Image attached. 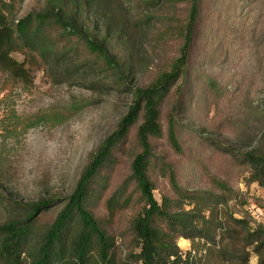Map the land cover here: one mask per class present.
I'll return each mask as SVG.
<instances>
[{
    "label": "rangeland",
    "instance_id": "obj_1",
    "mask_svg": "<svg viewBox=\"0 0 264 264\" xmlns=\"http://www.w3.org/2000/svg\"><path fill=\"white\" fill-rule=\"evenodd\" d=\"M123 1V6L114 9L116 18L112 16L115 28L125 20L114 48L133 68L123 80L114 69L93 67L82 46L72 51L70 62L78 72L71 78L63 73L65 66L56 68V81L42 70L35 71L31 86L10 82L4 89L0 78V171L19 199L56 198V206L40 217V227L55 218L91 156L127 114L134 89L169 70L180 56L178 37L157 34L165 26L176 29L187 18L189 0ZM262 2L258 0L254 10L248 11L247 0H201L190 83L174 115L181 150H175L168 139L176 98L173 91L163 107L162 135L152 140L150 174L155 198L159 203L169 200L171 210L193 212L212 238L177 239L183 257L189 254L196 264H220L221 250L235 251L241 246L221 240L218 222L245 218L249 231L264 229V187L249 181V168L238 157L250 144H264V102L257 91L264 84L263 69L258 72L259 64L264 65V44L260 61L252 38L242 29L261 14ZM44 3L23 0L18 14L40 10ZM260 24L264 33V20ZM13 57L23 60L19 53ZM208 79L222 87L217 111L207 101ZM239 81L254 85L236 92ZM136 133L134 129L95 179L88 200L89 209L115 239L119 264H138L140 250L132 225L145 201L130 179L132 161L141 151ZM6 214L0 205V222ZM257 261L252 254L249 264Z\"/></svg>",
    "mask_w": 264,
    "mask_h": 264
},
{
    "label": "trees",
    "instance_id": "obj_2",
    "mask_svg": "<svg viewBox=\"0 0 264 264\" xmlns=\"http://www.w3.org/2000/svg\"><path fill=\"white\" fill-rule=\"evenodd\" d=\"M22 1L0 0V78L3 79L4 89L10 82L31 86L37 70H42L56 81V68L60 66H65L63 73L71 78L76 70L70 62L73 60L72 51H78L81 46L87 50L88 61H92L93 67L114 69L121 80L132 73V66L119 58L114 49L125 23L123 20L121 26L115 28L114 9L123 6V0H45L42 9L19 16L17 8ZM247 1V10H254L258 0ZM189 2L187 18L176 29L165 26L157 34L178 37L181 40L180 56L169 70H162L151 82L134 89L133 102L127 114L91 156L73 192L61 202L64 204L51 223L40 227L38 222L44 212L56 206V198L35 202L19 199L12 195L11 183L0 171V205L7 212L6 218L0 222V264H119L114 250L115 239L89 209L88 200L92 195L93 182L102 174L116 151L124 146L134 129L141 151L132 161L130 179L145 201L143 211L134 218L132 225L140 248L136 256L138 264H196L189 254L183 257L177 239L205 237L211 241L208 230L200 226L193 212L171 210V202L167 199L159 203L150 174L154 151L152 140L162 135L163 107L172 91L176 98L169 115L168 139L175 150H181L174 115L177 104L186 97V88L190 83L189 64L203 11L201 0ZM260 10L261 14L254 17L246 28L248 20L242 29L252 38L254 53L261 56L262 61L264 33L259 27L264 20V2ZM14 53L22 55L23 60L13 57ZM125 69L128 71L125 72ZM260 69H263L264 80V65L259 64L258 72ZM253 85V82L244 85L239 81L235 89L240 92ZM221 88L212 79H208L205 85L207 101L214 105L216 111L220 108ZM257 91H260L264 102V84ZM238 157L249 168V181L264 187L262 141L250 144ZM4 193L9 196L5 197ZM117 203L119 201L116 200ZM216 225L221 231L222 241L230 240L234 246L241 245L232 249H237L235 251L221 250L220 264H249L252 254L258 257L257 264H264L263 228L249 231L245 218L226 219Z\"/></svg>",
    "mask_w": 264,
    "mask_h": 264
}]
</instances>
